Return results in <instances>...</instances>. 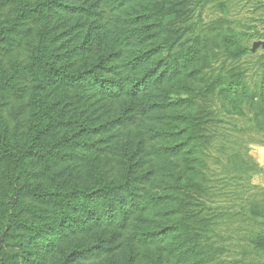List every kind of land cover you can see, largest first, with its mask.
<instances>
[{"label":"trees","instance_id":"16d2710c","mask_svg":"<svg viewBox=\"0 0 264 264\" xmlns=\"http://www.w3.org/2000/svg\"><path fill=\"white\" fill-rule=\"evenodd\" d=\"M213 1L224 13L235 4L0 0V17L6 9L0 55L29 50L27 60L0 65V264H25L41 250L60 264L224 262L216 260L222 240L215 238L206 203L218 194L217 181H228L221 191L229 180L245 186L263 169L235 149L242 143L229 131L236 124L221 126L208 95L237 104V116L259 106L248 126L264 132V52L245 55L246 36L259 31L225 20L235 27L222 40L223 55L205 63L209 41L204 46L196 35L195 19ZM252 1L264 9V0L244 4ZM194 61L202 65L191 69ZM206 67L201 88L172 95L173 81ZM28 85L37 94L28 95L11 122L3 113L6 100H23ZM97 102L120 103L122 114L103 119ZM134 127V147L114 139ZM216 144L226 156L222 171L232 173L219 179L206 153ZM249 240L264 258V229ZM219 250L225 255L227 247Z\"/></svg>","mask_w":264,"mask_h":264},{"label":"rangeland","instance_id":"374dc122","mask_svg":"<svg viewBox=\"0 0 264 264\" xmlns=\"http://www.w3.org/2000/svg\"><path fill=\"white\" fill-rule=\"evenodd\" d=\"M234 1V0H233ZM247 1V0H246ZM252 1L251 4L245 5L244 0H235V4L230 5V9L228 13L223 12V7L219 6L216 2H209L207 5L199 11L200 17L195 19L196 27L198 28L197 34L200 36V40L207 47L205 52V63L206 61L209 63L218 59L222 53V40L223 38H227L230 35L228 31L229 28L235 27L233 24H225V20H233L240 19L241 27L237 28L241 31H249V33H259L255 36L247 35V39L245 44L249 45L250 50L249 53L245 54L248 57H254L257 54H261L264 52V15H262V11L264 9L260 8L261 6H256ZM6 9L1 11V17H5ZM0 17V18H1ZM215 23L213 27H209L204 25L205 23ZM238 25V23H237ZM231 37V35H230ZM245 38V36H244ZM205 42V43H204ZM202 47L198 45V50H201ZM197 51V50H196ZM29 57L28 46H21L18 48H14L13 51L7 56L0 55V65H9L11 61L20 60L25 61ZM207 57V60H206ZM247 57V58H248ZM95 57H92L91 60H94ZM252 60V59H251ZM87 60L86 62H88ZM183 61V60H181ZM215 67H218V62L213 63ZM198 65H202V62L194 61L190 64L189 67L191 69L196 68ZM204 66H201L202 68ZM190 69V68H189ZM208 67L203 68L200 73L191 77H181L179 80L173 81L171 83V92L172 95L184 94L188 93L187 89H191L193 87L201 88L204 83L203 77L206 74H209ZM255 78L252 79L251 83H253V90L255 89ZM26 94L23 96L24 99L20 100L14 98V96H8L6 101L10 103L3 107V113H5V117L9 120L14 119L15 114L18 112V107L23 101L28 100V95L37 94L34 90L30 89L29 85L27 87ZM41 94V93H38ZM208 100L212 102L215 111L220 112L221 115L218 114V119L221 122L222 127H227L230 129V125L233 126L232 123H235V129H230L231 137L235 139H240L242 143L237 147L235 145V149L242 151V155L244 158H247L257 167L262 168L263 170L260 172L253 173L248 177V184L244 186L243 182H238L235 184L234 181H230V184L224 186L226 189L221 191V187L225 182L221 180L217 181V195L214 196L213 200H209L206 204L208 206L210 225L213 226L217 235L215 238L222 240V243L227 247V252L225 255H222L220 252L221 245L217 243L216 247L218 253V260L222 257L224 261L221 264H240L243 259H245L244 264H264V258L259 257L254 249L250 246L249 238L254 234H258L261 230L264 229V132H258L253 129H249V126L254 119V113H260L259 106L255 105V107L245 108L243 111L247 116H237V112H234L235 106L237 104L229 105L224 103L220 104L221 98L220 95L216 93H210L208 95ZM5 101V100H4ZM257 104H259L257 102ZM110 110L105 112L106 108ZM232 110L231 113L229 110ZM94 110L98 113H106L103 116V119H107L108 117L114 118L120 116L122 114V105L116 102H97ZM181 111V110H179ZM239 112H242L239 111ZM27 115V114H26ZM257 121L260 120L258 116ZM231 123V124H229ZM125 130V129H122ZM224 130V129H223ZM226 131V130H224ZM228 131V130H227ZM131 133V135H128ZM120 133L119 131L115 132L116 140H126L130 144V147L135 146L136 139L133 136H136L137 127H134L131 132ZM133 135V136H132ZM113 139V140H114ZM131 140V141H130ZM226 148L231 146V143H227ZM219 144L214 145L211 149H207L206 153H210L209 163H211L213 167V171L216 173L213 175L214 179H219L220 176L228 175L230 176L231 172L222 171L223 162L225 161V153L220 150ZM229 149V148H228ZM215 184V183H214ZM252 207H255L252 209ZM251 208V209H249ZM216 214V216H214ZM262 218H261V217ZM251 217V218H250ZM255 218V219H254ZM258 221H257V220ZM217 224V225H216ZM211 226V227H212ZM213 234V233H212ZM68 244H66L67 246ZM254 260L255 262H251ZM99 261V260H98ZM98 261H84L78 264H98ZM25 264H60L58 262L57 256H53V252L51 251H36L33 256H30L29 260Z\"/></svg>","mask_w":264,"mask_h":264}]
</instances>
